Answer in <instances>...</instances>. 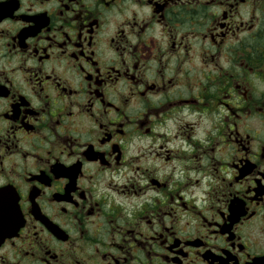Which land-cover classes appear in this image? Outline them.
Segmentation results:
<instances>
[{"label": "clouds", "instance_id": "9594fccd", "mask_svg": "<svg viewBox=\"0 0 264 264\" xmlns=\"http://www.w3.org/2000/svg\"><path fill=\"white\" fill-rule=\"evenodd\" d=\"M16 3L0 0L27 19L0 22V188L27 215L34 176L65 178L32 187L36 220L0 231V264L264 253V184L246 192L264 177V0Z\"/></svg>", "mask_w": 264, "mask_h": 264}, {"label": "flooded vegetation", "instance_id": "af4514ba", "mask_svg": "<svg viewBox=\"0 0 264 264\" xmlns=\"http://www.w3.org/2000/svg\"><path fill=\"white\" fill-rule=\"evenodd\" d=\"M20 6L19 0H17L16 8L18 9ZM13 17H15L17 20H22L25 23L27 22V19L24 14H21L20 16H16L15 10L13 12ZM13 17H9L7 15L0 16V22H2L5 19H12ZM249 165H252V161L249 157L246 159L239 160L236 164L233 165L234 169L237 170V174L240 178V180H244V178L251 174L252 168L249 167ZM254 167V165H253ZM43 171V170H42ZM44 176L47 177V183L44 182V180L40 177L34 176L31 180V187L29 188L28 192V203L30 205L29 211L27 215H32V218L36 220V216L33 214V210L31 208V205L34 201H37L40 195V192L37 191L35 195L32 193V187H35L37 189H40L41 187H52L54 184L58 183L60 180L64 179L65 177L63 175H57L55 172H52L49 170V172H44ZM260 184H264V177H260L255 179L252 184L246 189L247 196L249 198H254L257 195V186ZM261 195H264L262 193ZM240 197H237L239 199ZM24 194L15 186V185H9L4 186L0 188V231L10 229L14 227L19 219V217L23 216L25 223L27 222V215H25L23 204H24ZM59 203H66V201H54ZM248 201H245L247 203ZM37 208H39V205H36ZM20 227H23L21 225ZM19 232V229H17V234ZM219 235H226L224 231H220ZM2 243V242H0ZM173 247H168L166 249L167 253H173L177 252L178 245L180 243L179 238H176L173 240ZM185 247H203V243L200 245H193L191 241H185ZM240 251H243V246L240 247ZM178 255H186L183 251L177 252ZM211 255L213 257L221 256L227 258V264H241L240 257L236 255V252H234L231 248H225L220 249L216 252H212ZM235 256V260L232 258ZM202 259L207 261L209 259L208 256H203ZM244 264H264V253H259L255 255L249 256V259L244 261Z\"/></svg>", "mask_w": 264, "mask_h": 264}]
</instances>
